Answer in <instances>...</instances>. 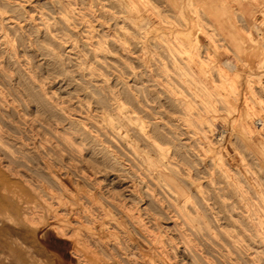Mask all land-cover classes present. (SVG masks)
Returning <instances> with one entry per match:
<instances>
[{"label":"rangeland","instance_id":"374dc122","mask_svg":"<svg viewBox=\"0 0 264 264\" xmlns=\"http://www.w3.org/2000/svg\"><path fill=\"white\" fill-rule=\"evenodd\" d=\"M107 221L110 264H264V0H0V264Z\"/></svg>","mask_w":264,"mask_h":264},{"label":"bare ground","instance_id":"6f19581e","mask_svg":"<svg viewBox=\"0 0 264 264\" xmlns=\"http://www.w3.org/2000/svg\"><path fill=\"white\" fill-rule=\"evenodd\" d=\"M16 2V1H15ZM224 2V1H223ZM22 4V3H21ZM18 5V4H17ZM20 6V5H19ZM79 7V6H78ZM37 15V14H36ZM155 17V16H154ZM8 18V17H7ZM158 23V22H157ZM156 23V24H157ZM95 28V27H94ZM154 31V30H153ZM95 33V32H94ZM28 34V33H27ZM149 34V33H148ZM97 38V37H96ZM106 39V38H105ZM89 41V40H88ZM96 46V45H95ZM79 60V59H78ZM92 64V63H91ZM14 72V71H13ZM11 73V72H10ZM201 80V79H200ZM93 83V82H92ZM3 91V90H2ZM6 91V90H5ZM10 98V97H9ZM113 102V101H112ZM14 104V103H13ZM19 115V114H18ZM46 117V116H45ZM28 118V117H27ZM14 121V120H13ZM41 128V127H40ZM37 129V128H36ZM203 130V129H202ZM107 132V131H106ZM123 132V131H122ZM7 133V132H6ZM44 133V132H43ZM92 133V132H91ZM48 136V135H47ZM46 136V137H47ZM30 137V136H29ZM45 137V136H44ZM211 138V137H210ZM4 139V138H3ZM44 139V138H43ZM20 141V140H19ZM45 146V145H44ZM57 148V147H56ZM55 150V149H54ZM17 156V155H16ZM67 160V159H66ZM98 160V159H97ZM48 161V160H47ZM51 163V162H50ZM78 167V166H77ZM56 169V168H55ZM78 169V168H77ZM17 171V170H16ZM49 171V170H48ZM60 171V170H59ZM64 171V170H63ZM78 171V170H77ZM15 174V173H14ZM62 174V173H61ZM72 175V174H71ZM81 175V174H80ZM86 175V174H85ZM58 176H59V174H58ZM66 176V175H65ZM64 176V177H65ZM60 180H61V178H60ZM90 180V179H89ZM23 183H25V182H23ZM67 183V182H66ZM100 183V182H99ZM100 185V184H99ZM98 185V186H99ZM75 187V186H74ZM62 188V187H61ZM47 189V188H46ZM63 189V188H62ZM68 189H69V186H68ZM98 189V188H97ZM71 190V189H70ZM81 190V189H80ZM99 190V189H98ZM64 191V190H63ZM83 191V190H82ZM87 191V190H86ZM103 191V190H102ZM74 192V191H73ZM65 193V192H64ZM80 193H81V191H80ZM68 194V193H67ZM93 194V193H92ZM110 195V194H109ZM75 197V196H74ZM85 197V196H84ZM107 197V196H106ZM77 201V200H76ZM98 201V200H97ZM114 202H115V200H114ZM124 202V201H123ZM67 205V204H66ZM106 205V204H105ZM81 206V205H80ZM107 206V205H106ZM92 208V207H91ZM123 208L121 207V210H122ZM134 209V208H133ZM70 210V209H69ZM111 210V209H110ZM120 210V211H121ZM125 210V209H124ZM36 211V210H35ZM129 211L130 210H126V211H122L123 212V214L122 215H124V218L127 220V221H129L131 224H133V226H135L136 228H137V230L139 229L140 231H143L144 230V226H143V224L139 221V219H138V217L136 216V215H134V214H132V213H129ZM75 213V212H74ZM33 214V213H32ZM35 214V213H34ZM114 214V213H113ZM103 215V214H102ZM53 216V221L54 222H52V223H49V225H44V226H46V227H44V229H43V231L44 232H47V231H52V232H54V233H56V234H59V235H62L63 237H65L66 236V232H64V229H60V227H59V225L57 224V218H56V216H55V214L54 215H52ZM74 216V215H73ZM86 216H87V214H86ZM60 217H62V216H60ZM76 217V216H75ZM142 217V216H141ZM93 219V218H92ZM177 219V218H176ZM80 220V219H79ZM70 222V221H69ZM95 222V220L93 219V223ZM127 224V223H126ZM94 225V224H93ZM98 225V227L97 228H99V230L100 231H102L101 233V237H99V236H96V232L93 230V231H89L88 233H85V235L83 236L84 238L83 239H81V241H79V240H77V239H75V238H73V239H75V240H72V242L70 243V246H69V248H68V254L75 260V263L76 264H110L107 260H105V259H102V260H100V259H93L92 258V256L90 255V252L89 251H87L86 249H85V242H88V241H93V242H97V243H99L102 247H104V248H111V245H113V247H114V249H116L119 253H121V254H124V248H123V245H122V243L120 242V241H113L112 242V244L110 243V241H107V240H103V238L102 237H104L103 236V234H108L111 230V228L113 227V226H116V224L113 222V221H107V222H102V223H97L96 224V226ZM145 225V224H144ZM95 226V227H96ZM77 227V226H76ZM92 229V228H91ZM149 229V228H148ZM110 230V231H109ZM113 231V230H112ZM139 231V232H140ZM144 232H146V231H144ZM116 233H118V232H116ZM147 233V232H146ZM158 233V232H157ZM123 234V233H122ZM126 234V233H125ZM111 235V234H110ZM109 235V236H110ZM120 235V234H119ZM141 235H142V233H141ZM144 235V234H143ZM146 235V234H145ZM168 235V234H167ZM62 236H60V237H62ZM108 236V237H109ZM123 236V235H122ZM148 236V235H147ZM68 237V236H67ZM150 237V236H149ZM160 237V236H159ZM125 238V237H124ZM144 238H146V237H144ZM123 239V238H122ZM148 239H150V238H148ZM60 240V239H59ZM137 240V239H136ZM151 240V239H150ZM123 241H125V240H123ZM152 241V240H151ZM42 242V241H41ZM65 243V242H64ZM110 243V244H109ZM125 243H127V242H125ZM130 243V242H129ZM68 245H69V243H68ZM88 245H89V243H88ZM45 246V245H44ZM47 246V245H46ZM129 246V245H128ZM177 246V245H176ZM142 247V246H141ZM88 249V248H87ZM114 249H112V250H114ZM155 251H156V254H159V255H162L163 256V251H164V249H163V247H161V246H156L155 247ZM127 252V251H126ZM67 253V252H66ZM116 254V253H115ZM143 254V253H142ZM144 255V254H143ZM123 256V255H122ZM181 256V255H180ZM119 257V256H118ZM95 258H97V257H95ZM116 259V258H115ZM119 260V259H118ZM134 260V259H133ZM136 262V261H135ZM141 263L142 264H166L165 263V261L163 260V259H160V258H158L157 260H155V261H150V260H145V259H143L142 261H141ZM136 264V263H135Z\"/></svg>","mask_w":264,"mask_h":264}]
</instances>
